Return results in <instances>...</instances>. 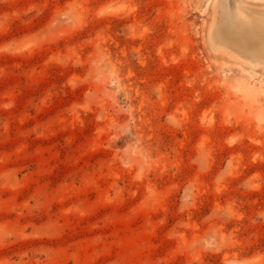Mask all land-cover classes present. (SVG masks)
Masks as SVG:
<instances>
[{
	"label": "rangeland",
	"instance_id": "374dc122",
	"mask_svg": "<svg viewBox=\"0 0 264 264\" xmlns=\"http://www.w3.org/2000/svg\"><path fill=\"white\" fill-rule=\"evenodd\" d=\"M263 12L0 0V264H264Z\"/></svg>",
	"mask_w": 264,
	"mask_h": 264
},
{
	"label": "bare ground",
	"instance_id": "6f19581e",
	"mask_svg": "<svg viewBox=\"0 0 264 264\" xmlns=\"http://www.w3.org/2000/svg\"><path fill=\"white\" fill-rule=\"evenodd\" d=\"M238 10V8L236 9V11ZM246 10H248V9H246ZM252 11V10H251ZM254 11H256V10H254ZM253 11V12H254ZM258 11V10H257ZM257 11H256V13H257ZM244 12V14H245V10L243 11ZM248 12V11H247ZM238 13V12H237ZM250 13V12H249ZM255 13V14H256ZM260 13V12H259ZM253 14V13H252ZM251 14V17L253 16ZM254 14V15H255ZM258 14V13H257ZM261 15H262V13H260ZM257 16V15H256ZM259 16V15H258ZM263 16H264V12H263ZM249 17H250V15H249ZM261 17V16H260ZM242 18H244L246 21H250L249 20V18H248V16H247V14H245ZM255 19V17L252 19V20H254ZM211 37H212V39H213V41L215 42V41H217L218 39H219V32H218V30L217 29H214L212 32H211ZM221 37V36H220ZM221 40V39H220ZM227 43V42H226ZM235 44V45H237V47L238 48H240L241 50H243V53H247V52H252V51H254V50H256V48L255 47H253V46H251V45H248V44H245V43H241L239 40H235V41H233L232 42V44ZM252 53H255V52H252Z\"/></svg>",
	"mask_w": 264,
	"mask_h": 264
}]
</instances>
